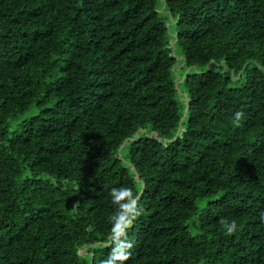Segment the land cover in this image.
Wrapping results in <instances>:
<instances>
[{
    "label": "trees",
    "instance_id": "1",
    "mask_svg": "<svg viewBox=\"0 0 264 264\" xmlns=\"http://www.w3.org/2000/svg\"><path fill=\"white\" fill-rule=\"evenodd\" d=\"M114 187L126 264H264V0H0V264H101Z\"/></svg>",
    "mask_w": 264,
    "mask_h": 264
},
{
    "label": "clouds",
    "instance_id": "2",
    "mask_svg": "<svg viewBox=\"0 0 264 264\" xmlns=\"http://www.w3.org/2000/svg\"><path fill=\"white\" fill-rule=\"evenodd\" d=\"M244 118L242 111H236L233 116L235 126H240ZM112 203L117 206L114 214L108 217L111 224L108 243L104 247L110 251L101 264H126L135 248V241L129 238V229L143 212L139 203V196L130 187L112 188L110 191ZM261 222H264V212L260 214ZM224 225L227 235H232L238 230L235 220L220 221Z\"/></svg>",
    "mask_w": 264,
    "mask_h": 264
},
{
    "label": "rangeland",
    "instance_id": "3",
    "mask_svg": "<svg viewBox=\"0 0 264 264\" xmlns=\"http://www.w3.org/2000/svg\"><path fill=\"white\" fill-rule=\"evenodd\" d=\"M179 71H181V70H178L177 72L174 73V77H175L176 80H177V78H179V76H177V74H178ZM177 85L180 86V91H181V84H180V82H179ZM179 95H180V96H178V99L183 98L182 91L179 92ZM179 97H181V98H179Z\"/></svg>",
    "mask_w": 264,
    "mask_h": 264
}]
</instances>
